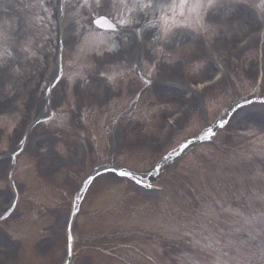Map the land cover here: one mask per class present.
<instances>
[{"label":"rangeland","instance_id":"374dc122","mask_svg":"<svg viewBox=\"0 0 264 264\" xmlns=\"http://www.w3.org/2000/svg\"><path fill=\"white\" fill-rule=\"evenodd\" d=\"M17 4L18 15L25 10L31 12L26 17L28 27L22 28L17 22L19 18L0 1V44L18 47V42L27 41L35 56L25 58L20 52L19 71L0 76V86L5 89L0 95V192L7 195L15 192L17 204L7 223L0 221V239L5 245L0 247V264H59L65 256L67 215L63 208L69 210L73 195L85 174L92 171L91 166L101 170L114 167L145 172L170 148L173 140L190 137L212 122L218 112L225 115L231 105L254 97L260 102L249 103L243 109L260 115L244 121L241 115L233 114L234 120H230L214 141L221 145L219 148L215 150L214 144H200L186 151L176 160L179 162L176 170L160 176L159 184L161 181L165 187L161 193H145L121 182L114 174L102 175L89 187L82 211L89 212L86 205L93 206L89 199L131 201L133 206L127 208L113 207L111 202V208L119 210L111 214L143 215L150 220V231L158 230L160 221L172 224L167 219L170 215L183 226L178 236L183 242L192 241L207 252L214 249L213 257L226 264L229 259L233 264H244L243 259L246 264H260L258 250L264 246L261 230L264 225L260 224L264 219V102L261 101L264 98V28L253 12L240 17L247 28L244 38L250 37L247 44L244 38L223 36L212 40L206 37L202 42L191 30H184L180 39L191 50L186 56L175 53L157 56L155 61L146 62L154 63V68H145L142 63L134 72L129 71L126 62H121L123 66H113V71L122 75L105 81L88 67L95 63L92 52L84 56V61L77 62L79 47L59 41L55 11L58 21L61 20V30L74 28L80 32L91 29L89 18L79 14L82 10L66 14L63 0H18ZM4 10L9 19L3 18ZM73 17L79 20L78 24L69 23ZM42 19L46 24L41 25L46 30L45 40L43 31L38 32L37 21ZM46 57L48 60L44 62ZM54 64L61 69L58 75L61 72L62 80L49 92ZM213 65L223 70L222 81L193 92L189 87L192 79L208 81L215 76ZM44 68L51 72L40 80ZM173 69L181 74L183 86L154 91L155 82L160 79L158 73L170 75ZM75 73L85 79L81 80ZM33 82L39 83L40 95L35 110L31 111L26 103L31 88L36 87ZM175 112L180 113L179 118L170 125ZM50 116L52 119L45 122ZM37 120L42 123L37 124ZM93 129L95 141L89 139ZM26 135L28 140L20 143ZM102 139L107 150L102 151L100 147ZM41 147L47 148V152H40ZM14 149H23L15 159L11 156ZM201 153L203 163L213 158L221 168L217 166L211 172L209 167H198ZM9 183L12 188H8ZM249 220L252 223L245 230L242 226ZM138 227L128 226L132 230ZM76 230L74 226V235L84 238L78 246H90L80 255L88 257L98 253L99 247L93 246L100 244L102 251L119 253L122 250L117 247L128 241L129 245L124 246L131 254L126 261L144 264L135 259V249H141L137 237L132 241L123 234L108 237L104 232L89 229L88 235L83 232L80 235ZM206 234H209L207 240ZM183 246L176 244L184 256L179 264H190Z\"/></svg>","mask_w":264,"mask_h":264},{"label":"snow or ice","instance_id":"6c2138e0","mask_svg":"<svg viewBox=\"0 0 264 264\" xmlns=\"http://www.w3.org/2000/svg\"><path fill=\"white\" fill-rule=\"evenodd\" d=\"M63 5L68 15L80 9L82 11L79 14L86 15L90 25H95L97 28L107 25V31L103 36L95 35L92 29L84 28V31L78 32L72 28L64 33L61 41L69 46L75 45L81 50L89 49L93 53L95 63L88 67L105 81H113L117 76L122 75L113 71V66L117 68L123 66L121 62H126L129 71L134 72L142 63L145 68H154V63L146 62L155 61L157 56L165 57L173 53L186 56L191 50L186 49L184 41L180 39L184 30H191L202 42L206 37L210 40L221 36L225 39L244 38L247 28L240 17L246 16L249 11L253 12L256 19L261 22L260 26L264 28V0H167V2L166 0H63ZM44 11H47V8H44ZM69 23L78 24L79 20L73 17ZM249 38H244L245 44L248 43ZM13 52H17V56H13ZM20 52L25 54V58L35 56L27 41L23 44L18 42V47L6 43L0 44V76L19 71L17 59ZM59 70L61 69L58 65L54 64L51 88L47 89L49 92L61 83ZM77 75L81 80L85 79L80 73ZM213 83L210 79L205 83L193 78L189 87L193 92H198L199 89H207ZM246 103L252 102L246 101ZM243 107L244 105L237 103L230 111L239 114V110ZM225 115L227 116L228 113L226 112ZM229 122L221 118L219 126L224 127ZM36 123L42 122L37 120ZM27 140L26 135L20 143ZM190 143L191 141H188L183 144L177 155L182 154ZM39 150L42 153L47 152V148L44 147ZM22 151L23 149L19 151L14 149L12 158L15 159ZM96 175L99 176L100 173L97 172ZM119 175L130 177L132 173L121 171ZM94 179L95 177L90 176L86 182H92ZM8 188H12V183L8 184ZM15 200V192L11 195L0 192V221L7 223L17 207ZM226 211L238 215L232 210ZM251 223V220L245 221L242 227L246 230V225ZM260 224L264 225V219L260 220ZM261 230L264 231V227ZM16 238L12 236V239ZM4 246V241L0 239V247ZM258 251L260 264H264V246Z\"/></svg>","mask_w":264,"mask_h":264}]
</instances>
